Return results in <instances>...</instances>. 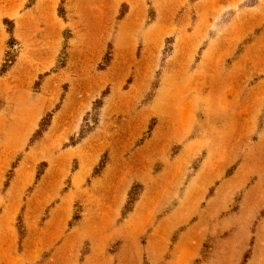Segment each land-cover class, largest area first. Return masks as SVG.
Returning <instances> with one entry per match:
<instances>
[{
	"label": "rangeland",
	"instance_id": "1",
	"mask_svg": "<svg viewBox=\"0 0 264 264\" xmlns=\"http://www.w3.org/2000/svg\"><path fill=\"white\" fill-rule=\"evenodd\" d=\"M0 264H264V0H0Z\"/></svg>",
	"mask_w": 264,
	"mask_h": 264
},
{
	"label": "crops",
	"instance_id": "2",
	"mask_svg": "<svg viewBox=\"0 0 264 264\" xmlns=\"http://www.w3.org/2000/svg\"><path fill=\"white\" fill-rule=\"evenodd\" d=\"M217 75L219 76L220 74ZM219 78L220 77L215 78L213 87L220 85V82H218ZM211 91H213V89ZM195 92L198 94H202L203 92L206 93L204 89L200 87H197ZM202 95L204 97L208 96L212 99L213 102L210 104V106H208V108L206 106L205 108L201 109L192 103L194 106L192 105L188 107L190 109L188 110V113H199L202 123H213L210 125V127H215V124L217 123H221L222 125L220 126L223 128H236L238 126V123H240L243 117V107L240 102V92L236 87L227 90H221L220 93L214 95H211V92L208 95Z\"/></svg>",
	"mask_w": 264,
	"mask_h": 264
}]
</instances>
